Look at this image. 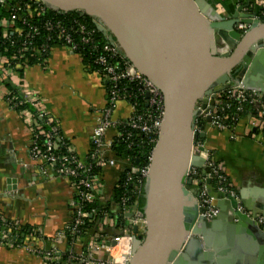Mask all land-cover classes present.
<instances>
[{
	"label": "built area",
	"instance_id": "1",
	"mask_svg": "<svg viewBox=\"0 0 264 264\" xmlns=\"http://www.w3.org/2000/svg\"><path fill=\"white\" fill-rule=\"evenodd\" d=\"M250 8L255 11V17L264 20V0H254ZM68 12H59L42 0H0V97L30 127V158L39 161L43 169L68 179L74 190L68 202L70 218L52 237H45L38 230L24 236L20 232L22 224L11 221L0 227V240L8 246L20 240L17 247L38 255L41 264H126L132 255L134 240L138 235L143 236L145 228V219L138 216L142 209L134 198L140 189L145 192L147 186L152 151L162 122L163 96L157 86L130 63L119 46L107 39L109 33L103 35L98 30L96 25H103L96 18L86 16L77 20ZM237 29L244 30L245 25L239 23ZM54 45L66 47L76 55L87 53L97 66L96 71L105 79L106 102L95 117L89 134V151L83 160L68 142L64 144L57 122L43 109L38 95L23 86L18 75L21 68L29 65L43 66ZM6 81L16 88L9 89ZM128 84L132 85V92L126 89ZM121 101L130 106V113L113 118ZM137 101L144 107L137 106ZM195 109L191 154L201 157L203 162L200 167L189 166L185 178L190 180V189L197 192L199 215L209 219L218 212L217 199L237 195L234 190L224 188L226 176L222 164L215 159L200 133L205 132L206 126L231 132L239 120L245 119L250 128H254L253 135L259 137L264 154V93L245 88L240 80L232 81L229 86L218 85L200 96ZM39 122H43L47 130L40 129ZM108 130H113L114 135L107 139ZM40 136L43 137L41 142ZM116 137L125 139L127 149L132 151L130 156L138 160L126 161L118 179L121 193L116 201L119 211L115 224L119 233L99 244L96 241L99 234L94 231L93 241L76 251L74 245L107 213L97 199L100 172L94 170L114 164L108 153H112L111 144ZM60 145H64L65 154L58 156L56 150ZM236 208L244 211L239 203ZM257 221L262 223V217ZM133 227L137 228L136 233L132 232ZM124 240L125 253L120 249ZM112 241L114 245L107 244ZM46 243L51 245L46 247ZM100 249L105 254H98Z\"/></svg>",
	"mask_w": 264,
	"mask_h": 264
},
{
	"label": "water",
	"instance_id": "2",
	"mask_svg": "<svg viewBox=\"0 0 264 264\" xmlns=\"http://www.w3.org/2000/svg\"><path fill=\"white\" fill-rule=\"evenodd\" d=\"M42 1L59 12L96 18L103 25L97 24L98 30L109 33L107 39L163 96L145 203L138 213L145 219V228L143 236L134 240L126 264H183L186 254L210 262L212 253H204L211 244L210 233L227 217L254 239L251 264H264V197L255 202L242 193L220 198L217 215L207 219L199 215L197 192L185 178L189 166L200 167L203 162L191 154L199 97L238 80L245 88L264 93V83L256 84L250 77L255 68H264V20L255 17L250 0L230 15L219 13L213 0ZM244 8L248 11L242 14ZM239 23L244 30L237 29ZM200 137L204 139V131ZM7 183L12 184L7 190L14 188V179ZM222 203L229 205L230 214ZM237 203L244 211L237 210ZM259 216L262 223L257 221ZM136 231L133 227L132 232Z\"/></svg>",
	"mask_w": 264,
	"mask_h": 264
},
{
	"label": "crops",
	"instance_id": "3",
	"mask_svg": "<svg viewBox=\"0 0 264 264\" xmlns=\"http://www.w3.org/2000/svg\"><path fill=\"white\" fill-rule=\"evenodd\" d=\"M213 1L222 15H230L246 2ZM253 2L250 0V5ZM247 11L244 8L241 13ZM250 77L262 85L264 68H255ZM21 82L38 95L43 109L57 122L61 136L80 160L85 159L95 117L106 102L104 77L97 71H87L78 55L66 47L54 45L43 66L33 64L22 69ZM129 113L130 106L121 101L113 118ZM113 135L114 131L108 130L106 138ZM29 137L28 124L0 97V213L9 220L37 228L45 237H52L70 218L68 202L74 190L68 179L43 169L39 161L30 158ZM204 142L222 164L238 196L242 193L254 202L264 197V154L259 137L253 135L245 119L239 120L231 132L206 126ZM108 157L114 159V164L101 169L97 178V199L107 213L74 245L76 251L93 241L94 231L99 234L96 238L99 244L119 233L115 224L119 206L114 201V186L126 163L111 152ZM8 179H14L15 184L10 190L7 186L12 184L7 183ZM222 205L226 214H230L229 205ZM218 223L210 233V246L204 250V253H212L211 261H200L186 254L183 264H251L250 249L254 239L247 229L238 228L228 217ZM49 245L46 243V247ZM103 253L102 249L98 251V254ZM0 264H41V259L22 247L0 244Z\"/></svg>",
	"mask_w": 264,
	"mask_h": 264
},
{
	"label": "trees",
	"instance_id": "4",
	"mask_svg": "<svg viewBox=\"0 0 264 264\" xmlns=\"http://www.w3.org/2000/svg\"><path fill=\"white\" fill-rule=\"evenodd\" d=\"M68 13L73 14L74 18L77 19V20H79V19L81 20L83 18V17L79 16V14L76 11H69ZM96 38L97 39L99 38V34L96 35ZM78 57L80 58L82 65L84 66V68L87 71H96L97 66L93 64L90 55H88L87 53H81V54H78ZM30 63H32V62H30ZM22 69L23 68H21V70H19V73H18V75L20 77V80L22 78ZM6 85L11 90H13V89L16 88L15 85L13 83H11V82H7L6 81ZM131 87H132L131 84L126 85V89L132 92V90H131L132 88ZM136 103H137V106L144 107V104L139 103V101H137ZM39 128L40 129L47 130V127L44 125L43 122H39ZM42 140H43V137L40 136L39 141L41 142ZM63 142L65 144L67 142V140H63ZM111 150H112V154H113L114 157L119 158V159H122L125 163H126V161H129L130 162V160L132 161V163H135L136 160H137V159L132 158L130 156L131 153H132V151L130 149H127L124 138H121V139L120 138H117V137L114 138L113 141H112V144H111ZM56 152H57L58 156L65 154V147H64V145H60V147L56 150ZM138 158L141 159V156L139 155ZM94 171L95 172H97V171L100 172L101 170L100 169H95ZM224 174L226 176V180H225L224 185H223L224 188L234 190L233 187H232V185H231V183L229 182L228 176L226 175L225 172H224ZM117 183H118V181L116 182V184L114 186V201H117V198H118V196L121 193V189L117 187V185H118ZM211 184L214 187L216 185V181L213 179L212 182H211ZM144 194H145V192L142 189H140V192L134 198L136 200L137 206L140 209L143 208L144 203H145V196H144ZM99 216L100 215L98 214V217ZM11 221L12 220L7 219L2 213H0V227L3 226V225L10 224ZM36 230H38V229L35 228V227H31V226H28V225H24V224H22L21 225V228H20V232L24 236L26 234L32 233L33 231H36ZM39 233H40V231H39ZM35 234H36V232H35ZM6 243L7 242L0 240V244H6ZM20 243H21L20 240L13 241L12 242V246L13 247H17V246H19Z\"/></svg>",
	"mask_w": 264,
	"mask_h": 264
},
{
	"label": "bare ground",
	"instance_id": "5",
	"mask_svg": "<svg viewBox=\"0 0 264 264\" xmlns=\"http://www.w3.org/2000/svg\"><path fill=\"white\" fill-rule=\"evenodd\" d=\"M218 213V212H217ZM217 215V214H216ZM127 244L125 242V240L123 241V243L120 245V249L124 251V249L126 248ZM125 253V251L123 252Z\"/></svg>",
	"mask_w": 264,
	"mask_h": 264
},
{
	"label": "rangeland",
	"instance_id": "6",
	"mask_svg": "<svg viewBox=\"0 0 264 264\" xmlns=\"http://www.w3.org/2000/svg\"><path fill=\"white\" fill-rule=\"evenodd\" d=\"M255 136H257V135H255ZM258 137V136H257ZM235 191V190H234ZM236 192V191H235ZM123 251V250H122Z\"/></svg>",
	"mask_w": 264,
	"mask_h": 264
}]
</instances>
